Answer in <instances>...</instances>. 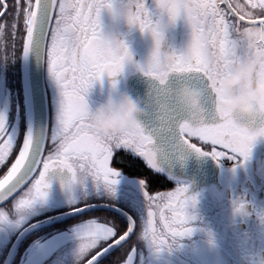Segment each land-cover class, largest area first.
<instances>
[{"label": "snow or ice", "instance_id": "6c2138e0", "mask_svg": "<svg viewBox=\"0 0 264 264\" xmlns=\"http://www.w3.org/2000/svg\"><path fill=\"white\" fill-rule=\"evenodd\" d=\"M8 7V0H0V17L6 15ZM118 8L129 28L151 37V54L142 64L133 61L123 39L105 34L102 29V14L107 12L114 17ZM14 9L13 33L21 13L26 31L22 56L36 58L47 69V85L41 89L43 97L38 101L37 110L42 119L46 114L51 117L52 148L45 157L48 126L35 130L29 127L27 132L21 133L18 158L0 180V202L10 197L15 200L18 218L10 219L8 213L0 211V223L14 222L20 226L26 222L33 206L47 197L49 174L56 169L66 170L72 183L84 185L90 180L98 192L109 197L115 196L121 175L120 170L111 166L118 150L143 159L149 169L161 172L156 136L163 141V134L173 126L181 151L194 152L217 163L226 158L241 165L247 158L254 138L215 109L213 84L218 74L230 70L246 57L264 62V47L244 48L232 38L246 18L249 24H264V18L256 19L257 10L264 17V0H246L243 4H234L233 0H23V6L21 0H14ZM234 16L238 19H231ZM178 20L190 26V44L179 54L162 51L165 32ZM3 30L4 26L0 25V33ZM126 65H132L135 71L155 82L149 107L156 108L155 116L161 123L154 121L152 133L141 124L122 137L101 141L83 122L88 109L86 96L94 84L103 82L104 77L115 87L116 78ZM180 82L202 87L205 96L196 114L174 125L176 113L183 109L169 103L165 93ZM49 89H54V94L49 95ZM45 100L48 101L47 111ZM164 106L167 112L163 111ZM187 137H196L201 143L212 145L211 151L202 150ZM16 141V136L9 131L6 113L0 112V164L4 163ZM217 145L227 149V153L217 151ZM41 165L39 178L35 179L33 173ZM149 183L146 179L139 180L143 194L139 218L133 214L125 224L91 219L79 228L80 240L85 236L89 240L87 245L79 247L81 260L86 250L99 248L87 262L96 264L105 252L122 246V242L133 235L147 241L156 251L170 250L172 245L168 239L161 238L164 234L156 231L157 214L173 242L192 234L193 228L188 225L196 217L189 210L195 208L197 198L190 193L189 186L178 184L174 192L150 195ZM29 184L31 186L25 191ZM19 192H23V196L17 200L15 194ZM93 206L85 203V207H73L72 212H83ZM243 210L244 205L237 204L236 211ZM138 220L145 224L139 233L136 231ZM135 253L133 248L127 256V264H132Z\"/></svg>", "mask_w": 264, "mask_h": 264}, {"label": "flooded vegetation", "instance_id": "af4514ba", "mask_svg": "<svg viewBox=\"0 0 264 264\" xmlns=\"http://www.w3.org/2000/svg\"><path fill=\"white\" fill-rule=\"evenodd\" d=\"M237 2L243 4L246 0H233L234 4ZM21 4L23 6V0H21ZM8 6V12L6 15L0 17V25L4 26L3 32L0 33V83L18 82L22 78L23 71L22 51L23 43L26 38L23 14L21 13V16L18 18L15 33H13L12 24L14 19L13 13L15 11L14 0H8ZM221 7H224V5L221 4ZM260 18L264 17H261L257 10L256 19L259 20ZM231 19L236 20L238 17L234 16L231 17ZM101 23L105 34L113 35L117 39L124 40L129 46L135 63L142 64L149 58L153 46L150 36L141 34L136 29L129 28L123 19L114 20L111 14L107 12L102 14ZM240 24L241 26H247L249 25V21L246 18L244 21L240 22ZM190 41V26L187 25L185 21L178 20L174 26H170L165 32L162 51H174L179 54L188 47ZM138 75L143 76V74L135 71L132 65H126L123 73L116 78L118 81L117 88L119 91H129L133 96L140 97L145 101L148 97L146 85L140 80L141 76L138 77ZM45 85H47L46 67ZM11 93H18V88L13 89ZM110 93L111 83L108 77H104L102 83L94 84L89 90V93L86 96V101L90 107L95 108L98 104L102 103ZM52 94H54V89H49V95ZM145 106L148 107L146 104ZM51 127L52 121L50 120L49 143L46 150L48 152L52 148L50 140ZM187 138L190 143L196 144L197 147H201L204 151H211L212 149V145L203 144L196 137ZM216 150L224 151L226 153L228 151L218 145L216 146ZM120 153L126 154L124 156L128 158L134 157L141 159L123 149L118 150V153L115 155ZM195 155L198 156L197 154ZM253 156L254 159L249 167H240L239 165H236V161L228 160L226 158L221 163H217L211 158L198 156L201 160H204L203 163L198 165L199 168L197 170L192 168V166L196 167V164L187 165L186 171L180 172V176L175 179L171 178L169 175L167 177L158 172H154L146 166V168L150 170V179L152 183L156 180L154 178L156 173L166 179L165 190L161 191V193L174 192L178 184H184L189 186L190 193L197 198L195 208L189 210V213L196 218L188 226L192 228L200 227L199 230L204 236H197L196 240L191 236L187 241L183 238L173 242L171 239L169 242L170 245H172L170 259L173 264H198L201 262L202 264H239L234 257L239 251H243L242 257L240 256V264H264V227L252 229L248 224L253 221H261L264 223V180H261L254 175L256 161L264 160V140L258 142L255 146ZM118 159L114 156L112 163L114 168L120 170L119 167H121L122 162ZM40 170H42V167ZM39 171L35 177L36 179L39 178ZM176 179H178V181ZM74 184L75 183H73V185ZM155 186L157 187L158 184ZM72 191L71 198L74 195ZM48 197L55 205L63 204L70 200H55L51 198L50 195H48ZM240 203L244 205V210L242 212L236 211V206ZM69 207H65V209L58 208L52 212L57 213L59 210L63 211H59L58 213L67 212L71 210ZM15 211L16 210H13V207L11 206L10 208H7L5 212L9 214V218L11 219L13 217L17 218ZM88 215L89 214L81 215L80 217ZM41 219L44 218L37 217V219L30 221L27 217L26 222L22 225L17 226L15 224L10 226V229L12 230L10 233H8L10 231L8 227V232L4 233V231H2V237L0 239V264L6 262L5 260L10 248L16 242L19 233L26 226ZM11 223L14 222H9V224ZM224 223H227V225L229 224V228L232 230L231 240L228 236L229 234L224 235ZM136 231H139L138 227ZM156 231L158 234L163 233L164 235H167L164 226L156 227ZM65 232L67 231L59 230V232H55L47 230L44 234L38 233L37 235L27 237V240L21 243L20 247L17 249L18 251L12 260V264H82L83 260H81L80 253L79 251H76V248L73 249V253L70 251L68 255L65 254V256H63L60 254V251L63 249L61 236L64 235ZM75 233V239L70 242L72 245L77 242L80 243L79 232L77 231ZM55 237L60 238L58 239L59 241L52 246L50 245V241ZM135 237L136 235L134 238ZM225 238L226 240L231 241L228 245ZM83 240L88 241L87 236H85ZM232 243L236 244L239 247V250L233 247L234 245H232ZM48 246H50L49 248H54L56 246L57 250H55V253L47 257L45 261L40 262V257L44 251L39 247L48 248ZM95 249L96 248L91 249L90 252ZM136 252H138V250ZM152 253H154L153 255L156 256V258L162 257L160 251L153 249ZM72 254L73 258H71ZM129 254L130 251L127 256ZM60 256H63L62 259ZM88 258L91 259V257ZM126 259L127 257L125 260ZM125 260L121 263L119 261V264H124Z\"/></svg>", "mask_w": 264, "mask_h": 264}, {"label": "clouds", "instance_id": "9594fccd", "mask_svg": "<svg viewBox=\"0 0 264 264\" xmlns=\"http://www.w3.org/2000/svg\"><path fill=\"white\" fill-rule=\"evenodd\" d=\"M123 12L118 8L114 20H120ZM244 48L264 47V24L252 23L238 28L232 37ZM111 84L109 96L95 108L88 105L84 123L94 136L103 141L122 137L149 117V107L129 91H119ZM168 100L187 112L196 114L204 100L205 90L191 82L174 84L166 93ZM214 107L225 114L248 136L253 143L247 158L240 167H249L254 159V148L264 140V62L246 57L230 70L218 74L213 84ZM163 111L167 112V106ZM254 175L264 180V160L256 161Z\"/></svg>", "mask_w": 264, "mask_h": 264}, {"label": "rangeland", "instance_id": "374dc122", "mask_svg": "<svg viewBox=\"0 0 264 264\" xmlns=\"http://www.w3.org/2000/svg\"><path fill=\"white\" fill-rule=\"evenodd\" d=\"M18 82L0 83V112L6 113L7 119H8L9 131L12 132L17 138V141H16L12 151L6 157V159L3 163L5 165L7 162L12 160V157L15 154H17V155H16V158L14 159V161L12 162V164L18 158L19 150L22 147L20 145V142H19L20 139L22 138L21 132L18 131V129L20 128L19 124L21 123V121L23 122V118H22L23 112L27 116L26 100L24 101L25 104H24L23 108L21 109L17 93H14V94L11 93L13 89H17ZM21 82H22V78H21ZM24 131L27 132V129H25ZM0 146H2V145H0ZM47 154H48V151H47L45 157L47 156ZM124 155H126V154H124V153H120L117 155L114 154L115 158L116 159L119 158L123 165H125L124 164V162H125L130 167H132V164H131L132 159H129L128 157H125ZM1 166H2V164H0V168H2ZM111 166L113 167V163L111 164ZM10 169H11V167L8 169V171ZM121 169H123V168H121ZM120 172H121V175L118 178L119 184L116 186V193H115L114 197H109L108 195H105V194L98 192L94 188V186L90 180L87 181L84 185H81L79 183H75L73 185L72 193H74V195H73L72 199L68 200V202H65L63 204L55 205L47 195V197L45 198L44 201L38 202L37 204H35L33 206V209L29 213V214H31L29 219L35 218L36 216H39L41 218H46V217H48V215H53V213L56 214V212H52V211L56 210L58 208L59 209H65V207L70 206L69 208L72 209L75 206H78V207L83 206V205H85V202H90V201L94 202V203L90 202V204H96V203H101V202L111 204V205L115 204L116 206H118L122 209H125L131 215L136 214V217L139 218V216L141 214L142 202H143V194L140 190V185H139L140 179H138L134 176H132V177L128 176L123 170H121ZM158 173L162 174L163 176H167V177L169 175L165 171L163 172L162 170H161V172H158ZM158 173H156V174H158ZM2 178H3V176H2ZM171 178H173V177H171ZM175 178H178V177H175ZM175 178H173V179H175ZM0 180H1V178H0ZM176 180L178 181V179H176ZM148 181H150V180H148ZM149 186H153L151 181L148 185V191H149L150 195H155L157 192L152 193V191L149 190ZM26 190L27 189H25V191ZM21 196H23V193H21L19 195V197H17L16 199L18 200ZM11 206L13 207V210H15V200L11 204ZM60 207H62V208H60ZM0 211H6V209H4V210L1 209ZM59 211H63V210H59ZM168 215H170V214H168ZM144 216L146 219V212H145ZM102 217L105 218L103 220H106V221H113V222H119L120 224H125V222L123 223L122 219H117L116 218L117 216H115V215L109 218L107 214L106 215H104V214L100 215L99 213H93V214H91V216L88 215V216L80 217L78 220L74 219L73 221H70L69 223L65 224L66 227L68 228V230H66L67 232H65L64 235L61 236L62 237V243L61 244H63V246H62L63 249L60 251V254L65 256V254L68 255L70 253V251L73 253L74 248H76V251H79V247L81 244L87 245V243H89L88 242L89 240L84 241L82 239V240H80V243L77 242L76 244H73V245L70 244V242H72L75 239L74 238L76 236L75 232H77V231L79 232V228L83 224L87 223L91 219L100 220V218L102 219ZM17 218H18V216H17ZM248 224L250 225V228H252V229L253 228L258 229V228L264 227L263 226L264 223L261 221H253V222L248 223ZM12 225H15V223H11V224L2 223V225L0 223V239L2 237V231H4V233L8 232L7 227L10 229V226H12ZM154 225H155V228L160 227V226H164V222H162L160 220L159 214H157V216L154 220ZM173 226H175V225H173ZM137 227L139 229V231H137V232L138 233L142 232L144 227H145V224L142 221L138 220ZM199 229H200V227L199 228L193 227L192 234L190 236L184 237V239H186V241H187L192 236L196 240L197 236L202 235L201 231ZM223 230H224V235L229 234L228 236L231 240L232 230L229 228V224L227 225V223H224L223 224ZM11 231L12 230L10 229V231L8 233H10ZM166 233H167V235H163L162 238H167L168 243H169L171 241V237L168 235L167 229H166ZM202 236H204V235H202ZM59 238L55 237L52 241H50V245L53 246L56 242L59 241L58 240ZM230 240H226V238H225L227 245H228V243L231 242ZM52 242H54V243H52ZM232 245H234L233 247H235L239 250V247L236 244L232 243ZM49 247L50 246H48V248ZM128 247H132L131 249L135 248L136 251L138 250V255H135L133 257L132 264H173L172 260L170 259L171 249L170 250H161L160 254L162 255V257L156 258V256L153 255L154 253H152L154 248L147 241L138 240L137 236L135 237L132 244L131 245L129 244ZM39 248L44 251V253H42V255L40 257V262L45 261V259L47 257H49L50 255L55 253V250H57L56 246L54 248H49V249L46 247H39ZM90 251H91V249L86 250L85 255L83 257L82 264L85 263L86 260L89 259L88 257H92V255H94L97 251H99V248H96L92 252H90ZM129 255H131V250H130ZM242 255H243V251H239L234 256L239 264L241 263ZM63 256H60V258L62 259ZM126 257H127V255H126ZM71 258H73V254H72ZM124 264H127V259L125 260ZM198 264H202V262L198 263Z\"/></svg>", "mask_w": 264, "mask_h": 264}, {"label": "water", "instance_id": "95a60500", "mask_svg": "<svg viewBox=\"0 0 264 264\" xmlns=\"http://www.w3.org/2000/svg\"><path fill=\"white\" fill-rule=\"evenodd\" d=\"M23 71H22V87H24V98L26 100V109H27V130L29 127L32 129H36L38 127L48 126L50 128V116L46 114L45 118L42 119L38 114L37 105L38 101L43 97L41 89L45 88V67L42 63H40L36 58L29 57L25 59L23 57ZM141 75H138V77ZM137 77V79H138ZM145 78V79H144ZM140 80L145 83L146 90L148 93L147 99L144 101L146 105L149 107V96L152 89L156 86L155 82L150 81L148 78L141 76ZM169 103H171L169 101ZM153 105H155V100H153ZM48 101L45 100V107L47 111ZM150 115L146 119L142 121V125L146 127V130L150 133L153 132V124L154 121L157 123H161L157 121L155 116L156 108L153 106L149 107ZM188 119V114L186 111H178L174 117V125H178L184 120ZM50 133V130H49ZM164 139L161 141L159 135L156 136L157 144L160 147V151L158 152V163L160 169L171 177H179L180 172H185L187 165L196 164V167L193 169L197 170L199 168V164L203 163L204 160H201L198 156H196L194 152L190 151H181L178 148V138L176 135L175 127H170V129L165 132ZM49 140L46 145V150L48 147ZM45 150V155L47 151ZM38 168L34 173V178L38 174V171L41 169ZM10 171V170H9ZM8 173V171H7ZM6 173V175H7ZM5 175V176H6ZM4 176V177H5ZM3 177V178H4ZM2 178V179H3ZM1 179V180H2ZM49 184L50 187L48 189V195L55 200L68 199L70 197L73 183L72 178L66 170L56 169L49 174ZM30 186L26 185L25 189ZM24 189V190H25ZM15 194L16 197L21 194ZM13 199L10 197L6 201L0 202V209L4 207V205L10 203ZM94 205L90 207L88 210L86 209L83 212L73 214L72 209L67 212L58 213V215L48 216L47 218L37 220L26 227V229L19 233L17 236L16 242L11 246L10 251L6 257V262L4 264H12V260L17 253V249L20 247L21 243L27 240V237L37 233V231L48 229L50 226L58 225L62 222H68L71 219L78 218L81 215L89 214L90 212L96 211L99 212L101 210H105L108 212H113L119 215L122 219H124L127 223V219L131 216L125 209H122L114 204L107 203H96L91 204ZM85 207V206H81ZM135 235L131 236V238L127 242H122V246H117L116 248L110 249L105 252L97 261L96 264H101L105 259L109 258V256L113 255L116 251L122 249L125 244L129 243ZM88 262V261H87ZM84 263V264H87Z\"/></svg>", "mask_w": 264, "mask_h": 264}, {"label": "trees", "instance_id": "16d2710c", "mask_svg": "<svg viewBox=\"0 0 264 264\" xmlns=\"http://www.w3.org/2000/svg\"><path fill=\"white\" fill-rule=\"evenodd\" d=\"M18 92L17 96L19 98V102H20V108L22 109L24 106V87H22V82L21 80H19L18 82ZM22 118H23V122L21 121V123L19 124L20 128L18 129L19 132H25L24 130L27 129V116L26 114H22ZM20 145L22 146V138L20 139ZM15 154L12 157V160H10L9 162L5 164H2V168H0V178L2 179V176L4 177L8 171V169L11 167L12 162L14 161V159L16 158ZM132 159L131 164L132 167H130L128 164H126L124 162L125 165H121V167H119V169L121 170V168H123L122 170L130 177L134 176L137 177L138 179H146V180H150V170L146 168V165L144 163L143 159H138V158H129ZM154 178L156 179L154 183H152L153 186H149V190L152 191V193L154 192H161L165 190V183H166V179H164L163 177H161L159 174H156L154 176ZM158 184V186L156 187L155 185ZM100 215L104 214V215H108V217H112V216H117V219H122L119 215L115 214V213H111L105 210H101L99 212ZM103 220V219H102ZM123 223L126 221L124 219H122ZM70 222V221H69ZM135 239V238H134ZM131 240L129 243L125 244L124 248L116 251L113 255L109 256V258L105 259L101 264H119V261H123V259L126 257V255L128 254V252L131 250L132 247H128L129 244L131 245L132 242L134 241ZM135 245V244H134ZM130 249V250H129Z\"/></svg>", "mask_w": 264, "mask_h": 264}, {"label": "bare ground", "instance_id": "6f19581e", "mask_svg": "<svg viewBox=\"0 0 264 264\" xmlns=\"http://www.w3.org/2000/svg\"><path fill=\"white\" fill-rule=\"evenodd\" d=\"M19 195H20V194H19ZM19 195H18L17 197H19ZM17 197H16V198H17ZM68 199H72V198L69 197ZM13 202H14V200L11 201L10 203L4 205V207L1 208V209L4 210V209H7V208H10V207H11V204H12ZM90 202H93V201H90ZM90 202H89V203H90ZM93 203H94V202H93ZM95 203H96V202H95ZM1 209H0V210H1ZM15 213H16V211H15ZM93 213H97V212H96V211L90 212L89 215H91V214H93ZM30 215H31V214H28L27 217L30 218ZM54 215H58V213H56V214H54ZM49 216H53V215H49ZM37 217L40 218L39 216H36L35 218H31V219H29V220H30V221H31V220H35V219H37ZM79 218H80V217H78V218H74V219H77V220H78ZM74 219H71V220H69V221H73ZM102 219H105V218L102 217ZM102 219L100 218L101 221H102ZM69 221H68V222H69ZM105 221H106V220H105ZM65 223H67V222H62V223H59L58 225L50 226L47 230H51V231H55V232H59V230L66 231V230H68V228H66ZM26 227H27V226H26ZM26 227H25L22 231H24V230L26 229ZM47 230L45 229V231H44V230L37 231V233L32 234V235H37L38 233H43V234H44ZM22 231H21V232H22ZM32 235H30V236H32ZM28 237H29V236H28ZM94 255H95V254H94ZM135 255H138V252H136ZM92 256H93V255H92ZM89 260H90V259H89ZM124 260H125V259H124ZM124 260H123V261H124ZM123 261H121V262H123ZM86 262H87V261H86ZM86 262H85V263H86ZM121 262H120V263H121ZM124 263H125V262H124ZM83 264H84V263H83Z\"/></svg>", "mask_w": 264, "mask_h": 264}]
</instances>
